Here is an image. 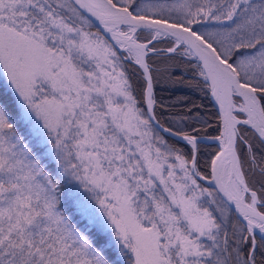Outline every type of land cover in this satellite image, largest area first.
<instances>
[{
	"label": "snow or ice",
	"instance_id": "obj_1",
	"mask_svg": "<svg viewBox=\"0 0 264 264\" xmlns=\"http://www.w3.org/2000/svg\"><path fill=\"white\" fill-rule=\"evenodd\" d=\"M0 264H264V0H0Z\"/></svg>",
	"mask_w": 264,
	"mask_h": 264
}]
</instances>
